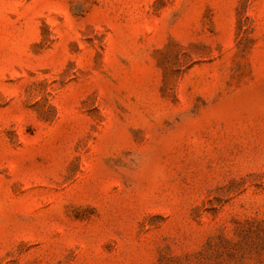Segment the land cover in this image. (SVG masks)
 <instances>
[{
	"label": "rangeland",
	"instance_id": "1",
	"mask_svg": "<svg viewBox=\"0 0 264 264\" xmlns=\"http://www.w3.org/2000/svg\"><path fill=\"white\" fill-rule=\"evenodd\" d=\"M0 264H264V0H0Z\"/></svg>",
	"mask_w": 264,
	"mask_h": 264
}]
</instances>
